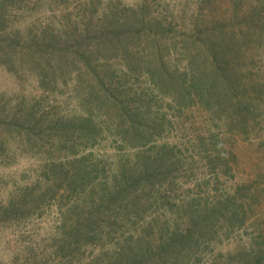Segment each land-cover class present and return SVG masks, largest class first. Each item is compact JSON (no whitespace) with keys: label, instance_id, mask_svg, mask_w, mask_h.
Masks as SVG:
<instances>
[{"label":"rangeland","instance_id":"obj_1","mask_svg":"<svg viewBox=\"0 0 264 264\" xmlns=\"http://www.w3.org/2000/svg\"><path fill=\"white\" fill-rule=\"evenodd\" d=\"M237 1L243 11L264 5V0H0V264H132L143 252L152 258L173 232L183 233L203 214L210 230L197 229L189 253L147 264L247 263L253 243L260 247L259 237L264 239V37L235 47L230 8ZM141 21L165 30L164 63L181 93L169 87L161 94L140 68H126L128 53L141 59L152 51L144 35L134 48L119 46L113 58L100 62L107 78L100 89L105 94L116 88L135 109L142 137L147 135L132 147L129 138H120L111 112L105 118L85 104L93 82L73 70L81 65H69L66 56L60 61L45 56L37 68L41 57L33 47L38 41L71 43L88 25L93 34L120 24L134 30ZM259 21L251 22L264 29ZM223 23L221 37L233 41L240 61L228 58L227 69L260 86L243 112L244 130L235 102L213 112V90L202 82L194 90L183 80L198 75L189 58L197 52L208 64L221 59L202 35ZM4 59L10 60L6 66ZM39 68L48 73L44 89ZM228 123L237 125L229 129ZM158 155L162 184L161 177L147 181L148 203L144 199L140 211L131 212L124 197L108 204V194H116L129 173L136 177ZM52 163L66 171L62 182L51 175ZM79 167L77 184L68 185ZM141 188L135 195L141 196ZM89 214L92 230L74 236Z\"/></svg>","mask_w":264,"mask_h":264},{"label":"trees","instance_id":"obj_2","mask_svg":"<svg viewBox=\"0 0 264 264\" xmlns=\"http://www.w3.org/2000/svg\"><path fill=\"white\" fill-rule=\"evenodd\" d=\"M240 4L241 3L239 1H237V3H233L232 9L230 8V10L233 13V16H231V21L232 18H234V21L236 23L235 26L237 27L235 35L239 41V44H237V46L235 47L240 46L241 48H243L248 47L247 44L249 42H252L256 35V43H260L261 37H264V29H262L261 26L256 27L254 25L255 22H251L253 19H256L257 21V19L259 20V18L260 21L264 20V5H259L258 3V5H252L249 7V9L243 11V9L238 8ZM222 22L223 21L220 18L218 19L216 24H221ZM260 24H262V22ZM90 28V25H88V27L84 26V28L82 29L84 33L80 32L81 35L79 36V39H75L68 44L66 41H63L62 45H51L50 43H45V41H38V44L33 47V51H36L39 54L38 57L41 58L35 61V66H37V68L40 67L39 64H41L40 62H44L45 56H56L58 61H60L61 59L65 60L66 56L69 65H81V69H77L76 67H74L73 70L78 71L76 74L79 77H87L86 79H89L93 82V84L90 85V87H93L89 91L88 97L84 99L85 104L90 110L103 112L102 116H104L105 118L108 117L111 112L112 115L115 116L113 125L118 128L119 131L117 130V132H120V138H129L127 139L130 140L129 145L132 147L136 146L137 144H140L142 140H145L147 135H145L144 138L142 137V127L138 122H136L135 117L137 114L135 112V109L130 108L127 103L122 101L120 97L121 94L119 91H116V88L111 87L113 89H105V94L100 89L104 85V81L107 79L104 71L101 72L99 70V67H102L100 62L102 60H109V58H113L112 56L117 52L119 46L126 48V51L130 49L132 43V47L134 48L135 42L141 40L139 39L140 36L144 35L148 38V40L142 41L145 43L148 42L147 46H149L152 51L148 52L141 59L139 57L135 58L134 53H128V55L131 56L127 55L130 61H128L126 68L131 72L135 68H140L145 73L150 83L154 85L155 89L161 94H165L168 90H170L168 89L169 87L172 88L173 93H175L176 95L180 94V86L176 85L172 78L174 73L169 72L167 66L164 63V51H167V47L165 46L166 39L163 37L165 35V30L162 28L160 29L159 23H151L149 21H141L138 25V28L134 30H131V27H127V25L125 26L120 24L115 25V27L113 28L109 27L110 29L105 30L104 32L102 31L90 34L89 31H92ZM228 28L231 29L229 26ZM223 29L224 23L222 24V27L211 28L209 31L205 32L204 35H202L205 45L211 50V54L214 56L219 54L220 57L218 58L221 59H215L216 62L211 61L208 64L207 58L205 57L203 59L197 52L189 58L190 62H192V70L194 69V72L198 75H192L190 80H187L185 78H183V80L184 82H188V88H194V90H196L198 89L199 83L202 82L204 83L206 88H208V90H213V95L211 97V104L213 103L214 105L213 112H218L222 106H225L227 102H235L234 112L237 116L236 120H238L239 123L241 120L242 129L244 130L243 118L245 117L246 113L244 114L243 112L247 111L248 113V111L250 110V104L255 102L254 96H252L251 93L257 92L258 94V92L260 91V86L252 81V79H247L244 75L237 73L234 69H227V66L229 64L228 58L234 57L235 60L239 63L240 61L237 57L239 51L232 47L234 45V43H232L233 41H228L227 38L223 39V37H221L222 33L219 30ZM256 32H260V34H256ZM155 36L157 37L155 38ZM157 38H159L160 41H157ZM216 39L219 41L216 42ZM186 41V39H183L182 43H185ZM27 48L28 51H31L29 50L30 47ZM248 51L252 52V49H249ZM9 63V59H4V61L2 62V64H5V66ZM49 63L51 64V62ZM50 64L47 68L49 69V71H51V69L53 68ZM209 65H211L210 69H206ZM40 69L41 68H39L37 74L39 76L40 86L44 89L47 85V81L45 80L47 79L48 73L46 71H43V69ZM50 73L51 76L54 75L52 72ZM240 80L245 81L247 85L241 84ZM111 83L112 82L110 80L108 83L109 86L112 85ZM245 85L247 87H245ZM230 124L233 126L237 125L234 123H228L227 126L229 129L232 128ZM25 136H27V134H25ZM161 160V155H158L152 157L151 160L149 159V161L143 163V168L138 171L139 174L136 176L137 178L133 173H129V176L124 179L125 184H123V186L122 184L119 186L116 194H108V204H115L118 198L124 197L127 198L126 204L130 207L131 212L140 211V203L144 202V199H146V203H148V198L143 197L144 190L149 185L147 181L150 178L156 179L161 177L159 179L160 181H158L159 185L162 184L161 180H163L164 175L160 171L162 162ZM50 167L51 169H49V171H51V175L53 176V178L58 179L59 177L60 182H62L64 178V172H66L62 169L63 166L61 164L56 165L55 163H52V166ZM56 170H59V173H55L54 171ZM75 171L77 173L73 177H70L68 185L70 183L77 184V178L81 176L79 175L80 172H83L80 167ZM165 174L167 175V173ZM151 186L153 189V183H151ZM141 187L144 189H142ZM138 188H141V196L135 195ZM114 192L115 191L113 190V193ZM102 200H105L104 196L102 197ZM94 214L96 215V213ZM204 216L206 218L208 217V215L206 216V214L199 216V219H197L196 222H193L191 225H188V229H185L183 233H176V231L173 232L171 237L168 239V242L166 244L164 243L163 245H160L159 249L152 258H148L147 254L143 252V254L139 255L138 261L133 262L132 264H147V262L159 261L162 258H172V255L179 256L182 253H189L190 244H195L194 235L197 233V229L198 231L202 232H206V228L210 230V223L207 219L204 218ZM92 217H94V215L89 214V216H87L84 221H79V226L75 230L76 235L74 236H78L79 234H82V232H88L89 230H92L90 219ZM259 238L262 243L264 239L261 236ZM261 243L260 247L255 246L258 243H253L254 246L246 254L248 256L246 264H264V248L261 249ZM126 263L123 260H118L116 264Z\"/></svg>","mask_w":264,"mask_h":264}]
</instances>
